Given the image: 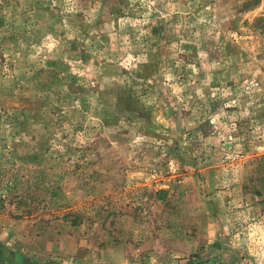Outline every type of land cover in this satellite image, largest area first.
<instances>
[{"label":"rangeland","instance_id":"rangeland-1","mask_svg":"<svg viewBox=\"0 0 264 264\" xmlns=\"http://www.w3.org/2000/svg\"><path fill=\"white\" fill-rule=\"evenodd\" d=\"M1 233L264 264V0H0Z\"/></svg>","mask_w":264,"mask_h":264},{"label":"crops","instance_id":"crops-1","mask_svg":"<svg viewBox=\"0 0 264 264\" xmlns=\"http://www.w3.org/2000/svg\"><path fill=\"white\" fill-rule=\"evenodd\" d=\"M57 242L44 241V248L31 240L28 244H19L0 234V264H63L57 258L59 252L54 251Z\"/></svg>","mask_w":264,"mask_h":264}]
</instances>
